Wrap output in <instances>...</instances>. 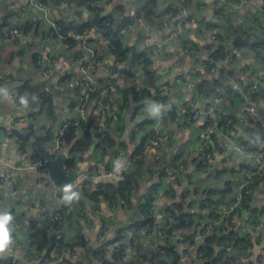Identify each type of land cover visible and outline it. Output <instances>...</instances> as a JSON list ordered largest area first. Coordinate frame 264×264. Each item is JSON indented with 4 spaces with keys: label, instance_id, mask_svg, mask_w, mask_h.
<instances>
[{
    "label": "crops",
    "instance_id": "crops-1",
    "mask_svg": "<svg viewBox=\"0 0 264 264\" xmlns=\"http://www.w3.org/2000/svg\"><path fill=\"white\" fill-rule=\"evenodd\" d=\"M42 1L44 10L36 11L29 6V0H0V81L3 82V86L11 91L13 83L22 80L23 83H28L35 90H44L50 93L55 91L66 92L68 96L67 104H63L61 100H55L52 103V117L47 116L46 120L47 128L51 134L49 138L44 137V131L36 123L37 116L35 113L39 111V107L15 110L11 101L0 99V210L15 209L26 226L29 221L37 220L42 211L51 213L62 201L60 197L63 196V193L62 188L54 186L53 183L44 178V174L28 169L27 161H21L15 157L14 147L19 138L17 134L13 133L17 131L23 139L27 138L26 140L22 139V142L20 141L27 153L33 154L35 150L39 149L42 156L49 155L53 151L58 135L59 129H57L56 124L61 121V126H63L69 121L77 120L76 105L82 94L81 87L77 84V80L80 78L79 68L83 60V57L79 56L80 53L83 55L81 45L77 43L74 49L67 51L59 36L52 40L42 37L38 33L46 34L48 30L46 21L58 20L65 14L64 8L56 5L54 0ZM133 1L138 5L143 0H101V15H111L116 20L126 18L127 12L135 6L131 5ZM196 1L202 4V7L196 12L192 9H184L194 17V22L188 31L177 37L170 38L177 28L179 19L177 15L170 17L167 29L162 36L156 33L158 19H153L155 22L151 24L147 22L153 41L158 42L167 39L162 54L157 58V66L165 73L163 78H155L153 85L158 88L162 82H165L169 86L168 91L163 93L166 97L165 103L169 106L168 110L172 106L177 107L181 102L198 100L201 110L206 107L213 109L214 114L210 117L214 123L213 127L220 126L219 123H221L222 118L227 119L231 124L229 128L230 138L221 142L219 140L220 133L209 136V139L212 138V140H208L210 150L216 149V142L225 147L244 142L252 148L260 147L259 149H262L264 142L261 146L256 145L255 138L250 142L251 134L247 132V128H251L254 133L256 127L250 126V121L245 125L238 124L239 116L243 114L241 109L243 99L240 96L230 99L228 96L233 81L238 80L244 85H249L260 81V78L264 79V66L255 64L254 53L246 51L243 55H236L235 58L229 57L219 61L213 74L199 79H196L190 72L195 64L203 63L211 57L212 49L210 47H213L216 42V40L210 39L211 29L216 34H222L226 38L246 32L251 35V40L255 42L257 40L264 41V8L262 3L260 0H229L228 5L224 6L225 11L222 14H217L215 13L217 0ZM171 3L176 2L175 0H156V11L159 15L167 13V8ZM11 6L15 10L10 9ZM8 12L11 13V16L8 21H5ZM16 12L20 14L18 26L23 30V34L4 41L5 28ZM82 16L86 20L89 19L90 14L83 11ZM212 24L215 25V29L211 28ZM27 26L29 29L25 30ZM224 27L227 28V31ZM123 43L134 52H149L151 62L153 61L154 58L149 47L142 43L137 33L133 32L126 35ZM227 43L230 44L228 40ZM101 52L104 54V51ZM18 56L21 58L19 59ZM53 59L57 60V64L52 63ZM50 63H52L53 74L47 78L43 76L44 64L50 66ZM64 64L69 65L72 76L68 81L61 82L57 73L60 71L61 65ZM223 69L231 71L232 74L221 81L220 87L214 86L213 82L209 81L205 87L209 91L208 97H201L195 92L194 83L196 81L204 78H218L220 70ZM104 71L119 73L117 88L120 89L133 88L139 91L141 84L148 80L145 78L141 66L133 62L132 52L130 57L128 55L126 62L115 65L114 58L105 54L99 61L98 69L94 74L98 75ZM179 72H185L188 76L180 83H175L176 74ZM132 76L136 78L132 80ZM23 77L25 78L23 79ZM261 84L264 93V82ZM112 91L115 93L116 88ZM107 92L104 95L100 94L103 99L106 95L108 96ZM113 97V100L110 99L111 106L109 104L106 106L103 100H100L104 107L99 108V110L104 112L101 118L102 128L107 129L114 138L115 147L101 153L93 145L84 152L82 160L77 162L78 168L76 170L82 171L77 180L86 179L91 185L84 188L77 185L76 190L81 193V199L70 204L68 210L65 211L68 218L64 221V225L52 230V234L59 238L62 237L68 242H74L76 237L83 240L85 248H76L74 251L76 261L80 264H104V262L106 264H116L117 262L119 264H131L136 261L137 257H149L152 252H155L156 247L162 248L163 246L173 247L174 254L164 258L166 262L171 263L188 249H192V252L198 251L199 246L203 243L204 235L209 234L212 229L207 232L206 226L212 224L213 219H216L211 209L219 214L217 210L219 211L228 204L231 187L239 178L240 173L244 169L254 168L258 159L248 158L244 154H239V157L235 159L233 153H230L229 156L214 154L213 158L206 160L209 165L206 172H200L203 173L202 176L189 182L188 177L198 171L195 163L200 161L198 155L202 150V145L198 136L201 132L212 127L211 125L206 126L207 120L201 116L196 121L188 122L185 116L178 113L175 121L165 123L163 118L167 116L156 120L150 118L147 113L136 112L137 109L145 106L146 99L136 104L129 100L128 106L124 107L121 102L117 101L120 98L118 94L113 95ZM72 102L74 106L69 108V104ZM252 103L264 115V98H259L256 102L252 100ZM93 106L94 104L88 109L87 119H89L90 110ZM117 114L120 115L119 119L116 118ZM19 120L24 121L19 123ZM9 128L12 129L11 135L7 131ZM29 128L31 130H28ZM190 129H196L199 132L192 142H190ZM159 131L163 132V135L159 145L154 147L150 141L156 137ZM88 132L94 136L96 131L92 128V131ZM142 143L145 144L141 162L144 177L161 165L163 167L169 165L174 157L181 156L183 146L188 144V148L184 151L183 171L180 173L185 176V179L182 182L180 180H176V182L173 180L160 181L163 187L153 189L154 193L148 202L149 212L152 213L153 223L151 226L163 219L165 208L172 210L176 203L183 204V210H187L186 215L191 219V223L186 225L184 221L181 228L175 230L172 236H166L165 230L176 222L177 218L168 221V227L163 231H153L148 234L140 232V229L146 224V218L140 215L139 204L145 199L153 183L157 184V174L152 180L141 182L138 190L131 195L125 205H121L118 201L111 205L109 201L103 199L96 203L82 196L83 189L92 192L102 188L107 183L116 185L121 179L122 173L130 169L132 165L130 158ZM61 152H67V150L62 147ZM118 157L126 159L128 163L121 173L116 174L113 171V162ZM8 166L17 168L14 173L16 192L11 199L7 195V186L2 182V177ZM229 171L236 172V175H223L214 184L209 183L208 187L199 186L200 180L207 177L215 179L216 173ZM106 173H113V176L111 178L105 177ZM170 187L174 194L173 191L169 192ZM252 194V207L259 212L252 214L242 210L237 211L231 217V224L239 236H250V253L248 255L253 254L254 259H248L247 252L240 248L219 246L218 242L222 237V232L214 233L218 241L213 246L215 257L227 249L229 257L233 261L232 264H264V173L256 184L254 183ZM207 199H210V202L205 203ZM190 204L193 206L190 207ZM160 210L161 214H159ZM180 212H176V215ZM185 219H187L186 216ZM254 220L253 226L251 223ZM11 231L12 236L18 239V244L15 247L18 264H33L34 254L30 250V231L27 227L19 231L14 223L11 225ZM228 232L227 230L224 233L227 234ZM96 250H101L97 257L91 253V251ZM159 255L163 258L164 252ZM0 258L3 257L0 255ZM209 261L211 260L199 261L193 257L185 264H205ZM143 264H147V262H143Z\"/></svg>",
    "mask_w": 264,
    "mask_h": 264
},
{
    "label": "trees",
    "instance_id": "trees-1",
    "mask_svg": "<svg viewBox=\"0 0 264 264\" xmlns=\"http://www.w3.org/2000/svg\"><path fill=\"white\" fill-rule=\"evenodd\" d=\"M144 5L143 9L145 11V17L148 20L147 22L149 24L155 22L153 19H158L159 13L156 11V0H143ZM176 3H171L167 8V13L170 17H175L177 15V8L178 0H175ZM69 5L71 6L72 10L74 11V14L77 16V20H71L66 16L60 17L58 20H56L57 26L61 29L62 27L66 26V33L67 36L62 39V43L67 46V51H70L74 49L77 46L78 41L73 38L74 35H81L85 30H90L93 27H97L98 29L102 30V37L103 40L100 41L99 39H96L94 37H89L88 42L95 43V48L98 46L102 49V51L106 52L108 55L112 56L114 58V65L123 63L127 61L128 52H132L133 54V62L141 66L142 71L144 73V76L146 79L150 81H154V75L151 70V58L149 55V52L143 51L140 53L134 52L131 48L127 47L123 43V29L129 24V21L127 18L122 19H114L113 16L108 15H101V0H70ZM181 6L184 9L187 10H199L202 7V4L197 2L196 0H184V2L181 4ZM83 11H87L90 14L89 21L88 19H83ZM225 11L224 6H222L218 1L215 2V13L222 14ZM11 16V13H7L5 17V21H8L9 17ZM6 26V25H5ZM213 29H215V25L212 24ZM29 26L25 27V30H28ZM42 37L50 38L52 40L56 39L58 37V33H56L53 29L48 28L47 33L44 34L43 32H38ZM251 35H249L246 32H241L238 34H235L234 36H231L230 38H226L222 34H215V44H213L212 54L211 58L216 60L217 62L226 60L229 57H236V55L240 54L243 55L246 51H252L254 53V59L255 64L259 66H264V41L257 40L256 42L250 39ZM227 40L230 42L227 43ZM97 49V48H96ZM82 53H80L81 57ZM105 55H101L98 60L101 61V59ZM114 67V66H113ZM232 73L229 70H220L218 78H204L201 80L196 81L194 83L195 85V92L201 97H208L209 91L205 89L206 85L209 83V81H212L214 86L220 87L222 85L221 81L226 79V77L230 76ZM61 82H65L61 79ZM0 83H3L0 81ZM77 83L78 80H77ZM19 92L22 95L28 94L29 95V105L27 108H34L39 107L42 108L44 103L48 100L50 92L47 91H38L33 88H31L28 83H23L19 88ZM108 96L106 95L105 99L97 92L92 97V101L95 102L93 108L90 110L89 119H87L86 122H71V125L67 128V130L59 137L60 139V147L67 150L68 155L71 157L65 162L66 171L70 172L73 170H76L78 168L77 162L82 160V156L84 152L88 151L93 145L98 148V150L101 153H105L107 149H112L115 147V140L114 138L108 133L107 129L102 128L101 124V118L103 116V111L99 110V103L100 100H103V102L108 106L110 105V99L113 100V95L120 96L118 102H121L123 106H128L129 100L132 103H139L143 100H152L155 102H162L166 104V97L163 93L156 91L153 95L146 90L141 89L139 91H136L133 88L130 89H120L116 87V92L112 91L111 88L107 89ZM114 93V94H113ZM260 93H254L251 95V100L256 102L259 99ZM35 96L37 97V100L33 102L31 100V97ZM111 106V105H110ZM120 108V107H119ZM122 108V107H121ZM120 108V109H121ZM40 110V109H39ZM178 110L177 107L172 106L169 108L167 112V117L163 118V121L169 122V121H175L177 118ZM185 118L188 119L190 117L189 110L185 112ZM116 118L119 119L120 115L117 114ZM188 121V120H187ZM190 122V121H188ZM222 123V122H221ZM219 123V124H221ZM89 124V125H88ZM206 126L213 125L212 119L207 120L205 123ZM257 124L254 120L250 121V126L256 127ZM87 125L91 128L95 129V131H99L98 135L96 137L91 134V132L87 131ZM231 124H229L230 126ZM28 130H31L30 128ZM80 132L79 134H76V132ZM247 132L251 134V140L252 142L254 140L253 138V132L251 128H247ZM13 134H17L19 142H22V136L19 134V132L14 131ZM45 136L49 138L50 137V131L46 130L44 131ZM25 137L23 140H26ZM99 140V141H97ZM209 140H212L209 139ZM20 142V143H21ZM144 143H142L141 146H139L134 154H137L138 152L142 151L144 148ZM211 147L208 146V149L210 150ZM260 148V147H259ZM259 148H254L257 150H260ZM207 149V150H208ZM178 156L174 157V160L172 159L169 165L166 167H163L162 165L157 167L155 170L148 173L146 177H144V172L141 166L142 162V156H139L136 162L133 163V165L130 167L128 171H125L121 175V179L118 181L116 185L112 183L105 184L102 188L97 189L92 192H88L86 190H82V196L86 197L88 200L98 203L101 199L109 201V202H117L118 199H121L125 202L128 201V199L131 197L132 194H134L141 182L143 181H149L154 178L155 174H157L158 182L157 184L153 183V186L149 189L146 197H145V203L142 206L148 207V202L152 198V193L154 192L153 189L159 187L160 185V177L167 176L169 170L178 168L177 165ZM195 167L199 172H206V170L209 168L208 163L206 160H200L195 163ZM182 171H179L178 174H180ZM264 173V172H263ZM256 174L254 176L253 183L249 186L250 193L245 195L243 198V203L241 208L238 211H246L250 212L252 214L258 213L259 210H256L252 207V193H253V185L254 183L260 179V176L263 174ZM173 174V181L176 182L178 180V174L176 175L175 172L171 173ZM227 186V185H226ZM225 186V187H226ZM229 189V188H228ZM173 189L170 187L169 192H172ZM174 194V191H173ZM210 202V199H207L205 203ZM183 210V204L182 203H176L175 206H173V209H169L168 213H171L173 219L176 218V212H180ZM212 210V209H211ZM9 213L13 215L14 221L13 223L18 227L26 228L30 231V245H35V255L38 258H41L42 256H47L50 258H54L57 256H60L67 251H75L76 248H85V243L81 238L76 237L74 242H68L62 237H58L56 235L52 234V230L61 228L64 224L63 222H40L38 220H31L26 225L23 224L21 221V216L15 212V209H9ZM213 215L215 214V211L212 210ZM234 214V213H233ZM232 214V215H233ZM232 215L228 216H222L217 214L216 218L220 219L222 222L218 225H213L211 228V231L209 234H205L203 238V243L201 246H199V252L201 251L203 253L204 258L206 261L211 260L209 262H206L205 264H232L233 261L229 257V251L227 249H224L220 252L219 255L214 256V249L213 246L215 242H218L216 240V236L214 233L216 232H222V237L219 239V246L222 247H236L240 248L241 250H244L248 253H250V236L249 235H238L236 231L233 230L232 224H231V217ZM65 220L68 218L66 214H64ZM146 218V224L145 225H151L152 222V215L149 214V211L145 215ZM187 219H190L189 216ZM191 221V219H190ZM255 220L251 223L254 226ZM229 231L227 234L224 233L225 231ZM161 250L164 252L163 258L160 257L159 253L152 252L149 257H137L136 261L131 264H143V262H147V264H177V260L173 261L171 263L166 262L165 257H168L169 255H173V247H165L163 246ZM99 252V253H98ZM101 250L91 251L92 255L97 253L100 254ZM163 255V254H162ZM94 256V255H93ZM103 259V258H102ZM214 259V260H212ZM104 262V261H103ZM0 264H11L8 258H0ZM63 264H80L78 261H73L71 259L65 258ZM104 264H106L104 262ZM114 264V263H112ZM116 264H119L118 262Z\"/></svg>",
    "mask_w": 264,
    "mask_h": 264
},
{
    "label": "built area",
    "instance_id": "built-area-1",
    "mask_svg": "<svg viewBox=\"0 0 264 264\" xmlns=\"http://www.w3.org/2000/svg\"><path fill=\"white\" fill-rule=\"evenodd\" d=\"M222 6L228 5L229 0H217ZM262 3V7L264 8V0H260ZM184 2V0H178L179 7L177 8V17L179 18L177 21V28L172 33L170 38L177 37L181 33L188 31V28L190 25L194 22V17H192L191 14H188L184 8L181 6V4ZM54 3L56 5H59L63 7L65 14L63 16L68 17L71 20L76 19L77 16L74 14V11L72 10L71 6L69 5L70 0H54ZM144 2L141 1L137 6H133L126 15L127 20L129 21V24L123 29V39L126 35H130L133 32L137 33L139 35V38L142 40V43H144L146 46L149 47V50L151 51V54L153 55V61L151 63V70L153 72L154 78H163L164 71H162L157 66V58L162 54L166 40L161 41H153L151 39V35L149 32V27L147 23V19L145 17V11L143 9ZM29 6L33 7L36 11L44 10V3L42 0H29ZM12 10H15L13 6H11ZM217 17V16H216ZM170 19V16L168 13H162L158 17L157 22V28L156 33L158 35H163L164 31L167 29L168 21ZM90 19H88L89 21ZM20 21V14L19 12H16L14 17L11 19L9 24L5 28V32L3 33V39L4 41H7L9 39L16 38L23 34V30L19 28L18 23ZM56 20H49L46 21V24L48 28L53 29L56 33H58L59 38V31L60 28L57 26ZM215 34L211 29L210 33V39L215 40ZM89 37H94L96 39H99L100 41L103 40L102 37V30L98 29L97 27H93L90 30H85L81 35H74L73 38L78 41V44L81 45V49L83 50V60L81 61L79 72H80V78L78 79L77 83L81 87L82 94L80 98L78 99L77 105H76V113H77V120L74 122H86L87 121V112L90 106L93 103L92 97L95 93H99L104 95L107 92L108 88L115 89L117 87V80L119 77L118 72H112V71H104L103 73H99L98 75H95L94 73L97 71L99 66V60L98 58L101 55L107 54L104 52H99L98 49L95 48V46H92V43L88 42ZM63 39V38H61ZM95 44V43H93ZM64 48L67 49V46L64 45ZM131 52H128V55L130 57ZM20 59L21 56H18ZM42 62V61H41ZM52 63L57 64V60L53 59ZM52 63H50V66L45 65V68L43 70V76L47 77L49 75L53 74V70L51 68ZM217 61L213 58L207 59V61L203 63L195 64L191 69V75L196 77V79H199L201 77H204L209 74H213L216 70ZM57 76L59 79L63 81H68L69 78L72 76V70L70 69L69 65L64 64L61 65L60 71L57 73ZM187 73L185 72H179L176 74L175 77V83H180L187 77ZM25 77H23L24 79ZM132 80H134L136 77L132 76ZM260 81L253 82L249 85H244L240 81L236 80L232 83V88L228 92V96L230 99H234L237 96H240L243 99V103L241 105V109L243 114L239 116L238 124L245 125L249 121L254 120L256 123L262 124L264 122V115L259 112L257 107L252 103L251 95L254 93H260L259 98H264V93L262 92V84L261 82H264L263 78L259 79ZM24 81L17 80L13 83V87L11 89L10 95L12 97L11 104L13 109L19 110L24 108L19 104V97L22 96L19 92V87L23 84ZM153 81H145L143 84H141V89L148 90L151 95H153L156 91H159L161 93H166L169 89V86L162 82L158 88H155L153 85ZM0 86H3L2 83H0ZM4 87V86H3ZM167 105V104H166ZM103 104L99 103V108H103ZM145 106L139 108L136 110L137 113H146L144 111ZM178 113L182 116L185 115V112L189 110L190 117L187 119L188 121H196L201 116L205 118L206 120L211 119L210 117L214 114L213 109L211 107H206L205 109L201 110L198 100H191L188 102H181L177 106ZM167 111L164 113V116H167ZM24 120H19V123H23ZM223 121V122H222ZM71 122L64 124L59 128L58 135L55 139V145L53 148V151L47 155L42 156L39 149L35 150L33 154L27 153L26 150L23 149L21 143L19 141H16L15 143V157L17 159H20L21 161H27L28 163V169L39 171L42 174H46L47 170L49 168L50 161L55 157L56 154L61 152L60 147V139L59 137L63 135V133L67 130V128L71 125ZM207 122V121H206ZM221 125H216L215 127H210L206 131H203L199 134V140L201 141L202 150L198 155L199 160H208L213 158L214 154H223L224 156H229L230 153H237V154H244L247 155L248 158H256L258 159V162L256 165H254V168L252 169H244L241 173L237 181L232 185L230 190V200L228 204L224 207L217 210V212L222 216H228L232 215L233 213L237 212L243 203V198L245 195L250 193L249 186L253 183L254 176L256 174H261L264 172V145L262 149L257 150L252 147H250L248 144L244 142H238L237 144L231 146H223L221 143L216 142V149L209 150L208 149V140L209 136L215 135V133H220L219 140L221 142H224L228 140L229 132H230V126L227 119L224 117L221 119ZM106 123V121H105ZM218 123V122H217ZM264 125V124H263ZM88 131H92V128L89 126L87 129ZM8 134H12V129L9 128ZM79 132L77 131L76 134ZM163 132H158L156 134V137L150 141V144L154 147H157L159 145V141L162 138ZM99 141V140H97ZM208 149V150H207ZM144 152L143 150L138 152L137 154H133L130 158V161L133 165L134 162L137 161L139 156H143ZM131 165V166H132ZM15 166H8L6 168V171L2 177V182L7 186V195L8 198H12L16 192V184L14 179V173L16 172ZM179 171H183V165H178V168L176 169H170L167 176H162L159 179L161 181H169L173 180V172L176 173V175L179 173ZM105 177L111 178L113 176V173H106L104 175ZM49 181V180H48ZM80 186V188L89 187L91 183L89 181H86V179H80L79 183L77 184ZM76 185V187H78ZM118 203L121 205H125L126 202L118 199ZM112 204H115V202H109ZM117 203V202H116ZM70 204H65L62 201L57 205L54 210L51 213H45L42 211L38 217L37 220L40 222H63L65 221V211L68 210ZM1 208V207H0ZM5 211L9 212V209L5 208ZM212 212V210H211ZM150 215H152L151 212H149ZM215 218L217 216V213L214 214ZM173 219L171 213H168V215H164L163 219H160L157 224L155 225H144L140 232L142 234H148L153 231H163L168 227V221H171ZM185 223L190 224V219H185ZM221 223L220 219H213L212 224L206 226V231L208 232L213 225H218ZM19 231L22 229L20 227L17 228ZM19 233V232H18ZM13 240L15 241L13 249L10 253L2 254L1 257L8 258L11 264H18L17 258L15 256V247L18 244L17 237L13 236ZM30 250L34 254V261H32L33 264H63L64 259L68 258L73 261H76V253L74 251H67L66 253L50 258L47 256H42L41 258H38L35 255L36 246L30 245ZM155 252L161 254L163 251L160 247H156ZM95 257L98 256L97 253L93 254ZM196 258L199 261H203L205 258L203 256V253L200 251L192 252V249H188L185 251L177 260V264H185L187 261H189L192 258ZM253 254L248 255V259L252 260L254 259Z\"/></svg>",
    "mask_w": 264,
    "mask_h": 264
},
{
    "label": "clouds",
    "instance_id": "clouds-1",
    "mask_svg": "<svg viewBox=\"0 0 264 264\" xmlns=\"http://www.w3.org/2000/svg\"><path fill=\"white\" fill-rule=\"evenodd\" d=\"M0 99L10 101L12 99L10 92L7 88L0 86ZM31 100L35 102L37 97L32 96ZM19 104L24 108H27L29 105V96L28 94L22 95L19 97ZM168 105L162 102H155L148 100L145 103L144 111L147 115L152 118L159 120L162 118L164 113L168 109ZM127 160L118 157L113 162V171L116 174L121 173L127 166ZM79 183V180L72 183H67L62 188V202L65 204H72L73 202H78L81 199V193L76 190V185ZM14 217L8 211L0 210V255L10 253L13 249L15 241L13 240L11 225L13 224Z\"/></svg>",
    "mask_w": 264,
    "mask_h": 264
},
{
    "label": "water",
    "instance_id": "water-1",
    "mask_svg": "<svg viewBox=\"0 0 264 264\" xmlns=\"http://www.w3.org/2000/svg\"><path fill=\"white\" fill-rule=\"evenodd\" d=\"M227 31V28L224 27ZM59 35L61 38H65L67 36L66 33V26L62 27L59 31ZM74 74H76V71H74ZM74 103L69 104V108H73ZM61 121L56 124L57 129L61 128ZM89 128V126L87 127ZM99 131H96L94 133V136H97ZM253 138L256 139V145L261 146L264 142V125L263 124H257L256 125V131L253 133ZM239 157V154L233 153V158ZM71 158L67 152H60L55 155V157L50 161L49 168L47 170V173L44 175V178L49 180L51 183H53L54 186H64L67 183H72L74 181H77L78 176L81 175L80 170H73L70 172L66 171L65 162ZM159 214H161V210L159 211ZM187 214V210L184 209L182 212H180L177 215L176 222H174L172 225H170L165 230L166 236H172L173 232L175 230H178L181 228V226L184 224L185 216ZM196 250V249H195Z\"/></svg>",
    "mask_w": 264,
    "mask_h": 264
},
{
    "label": "rangeland",
    "instance_id": "rangeland-1",
    "mask_svg": "<svg viewBox=\"0 0 264 264\" xmlns=\"http://www.w3.org/2000/svg\"><path fill=\"white\" fill-rule=\"evenodd\" d=\"M131 5L137 6V3L135 1H133ZM92 46H95V44L92 43ZM96 48L98 49L99 52L102 51V49L100 47L97 46ZM53 54L55 55V53H53ZM69 62H71V61L69 60ZM55 100H61L63 104H67L68 96L66 95V92L55 91L54 93H51L48 97V100L44 103L43 107L40 108V110L35 113V116H37L36 123L39 126V128H41V130H43V131L48 130L46 120H47V116L52 117V112H51L52 103ZM190 132H191L190 142H192L196 139L199 132L196 129H190ZM187 148H188V144H185L183 146V149L181 150V152H182L181 156H178L177 165H183V163L185 161V157H184L185 152L184 151ZM202 174L203 173H200L199 171L194 172L193 174H191L188 177L189 182L197 180L199 176H202ZM229 174H231V176H233V175H236V172H231V171H229V172H218L215 174V179L213 177H211V178L207 177V178L200 180L199 186L200 187H208L209 183L214 184L221 176H223V175L228 176ZM177 178H178V180H180V182H182L185 179V176L182 174H180V175L178 174ZM60 187L63 188L62 186H60ZM162 187H163V184L160 183L158 188L160 189ZM62 197L63 196H61L60 198H62ZM144 203H145V199H143V201L140 202V204H139V212H140L141 216H145L146 213L149 211L147 206H142V205H144ZM189 206L192 207L193 204H190ZM168 211H169V209L165 208V215H168ZM169 242L172 243V241H169Z\"/></svg>",
    "mask_w": 264,
    "mask_h": 264
}]
</instances>
